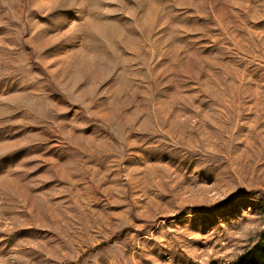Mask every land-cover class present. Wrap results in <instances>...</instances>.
<instances>
[{
    "label": "rangeland",
    "instance_id": "obj_1",
    "mask_svg": "<svg viewBox=\"0 0 264 264\" xmlns=\"http://www.w3.org/2000/svg\"><path fill=\"white\" fill-rule=\"evenodd\" d=\"M0 264H264V0H0Z\"/></svg>",
    "mask_w": 264,
    "mask_h": 264
}]
</instances>
